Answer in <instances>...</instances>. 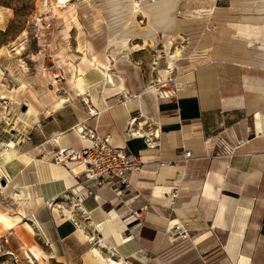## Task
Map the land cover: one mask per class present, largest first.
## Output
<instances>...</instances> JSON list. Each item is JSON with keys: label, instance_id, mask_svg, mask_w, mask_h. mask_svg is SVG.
Returning <instances> with one entry per match:
<instances>
[{"label": "crops", "instance_id": "0c3cea01", "mask_svg": "<svg viewBox=\"0 0 264 264\" xmlns=\"http://www.w3.org/2000/svg\"><path fill=\"white\" fill-rule=\"evenodd\" d=\"M222 60L225 83L216 62L191 64L174 78L184 87L172 98L144 90L133 67L114 63L108 82L89 85L86 99L81 95L89 111L79 109L71 125L61 127L58 116L48 115L27 129L19 153L32 161L10 162L18 163L16 175L32 172L22 180L25 201L61 257L93 264L87 261L91 242L101 240L106 254L127 264H264V67L247 58ZM81 124L111 135L141 162L122 195L106 184H83L47 161L60 147L84 145L75 131ZM130 129L150 134L155 147ZM16 144L5 145V158ZM65 195L74 200L72 211L53 203L41 213ZM180 223L189 238L178 234Z\"/></svg>", "mask_w": 264, "mask_h": 264}, {"label": "rangeland", "instance_id": "374dc122", "mask_svg": "<svg viewBox=\"0 0 264 264\" xmlns=\"http://www.w3.org/2000/svg\"><path fill=\"white\" fill-rule=\"evenodd\" d=\"M117 1L69 0L60 6L57 0H0V264H32L27 256L31 248L41 254L43 264H80L61 257L58 246L46 239L48 227L27 201L21 203L28 198L22 180H29L32 172L16 175L18 163L5 162L3 156L4 143H17L12 158L25 151L27 129L49 121L48 115L58 116L64 127L74 122L79 109L89 111L81 96L86 97L89 89L80 88L79 93L74 89L73 65L87 74L89 86L109 81L92 71V59L101 62L110 75L116 71L111 70L114 63L123 61L133 67V77L143 81L144 90L153 89L159 96L158 89H172L177 76L191 64L216 62L222 84L228 77L227 61L222 59L247 58L264 67V0H169L163 7L167 25L146 31L149 20L139 16L146 30L138 39L137 29L126 31L122 26L127 15L123 12V18L114 10ZM55 5L59 14L54 12ZM170 78L175 79L168 82ZM177 86L184 87L182 83ZM57 95L65 101L55 106ZM31 107L41 115L38 122L33 121ZM47 161L57 163L53 156ZM67 196L46 203L41 213L59 203L68 214L74 200ZM35 218L40 222L37 225ZM26 221L34 225L35 235ZM100 242H91L93 251L87 261L108 264L105 260L112 256ZM99 247L98 253L94 251Z\"/></svg>", "mask_w": 264, "mask_h": 264}, {"label": "built area", "instance_id": "2783aa9c", "mask_svg": "<svg viewBox=\"0 0 264 264\" xmlns=\"http://www.w3.org/2000/svg\"><path fill=\"white\" fill-rule=\"evenodd\" d=\"M170 81L174 79L170 78L168 82ZM158 90L161 91V97L172 98L179 90V86L175 82L172 89ZM75 131L84 145L80 149L71 146L60 147L54 154L56 162L68 168L74 177L81 178L83 184L97 186L106 184L116 189L117 195H122L125 189L131 188L130 174L139 169L141 164L136 156L129 155L127 148L114 145L111 135L98 134L95 128H88L81 124L76 126ZM129 132L135 136L139 131L132 132L130 129ZM144 138L147 141V147H155L150 134H146ZM190 158L191 151L186 150L184 159L187 161ZM87 193L88 190L83 195ZM176 230L182 238L190 237L189 230L183 223H180Z\"/></svg>", "mask_w": 264, "mask_h": 264}, {"label": "bare ground", "instance_id": "6f19581e", "mask_svg": "<svg viewBox=\"0 0 264 264\" xmlns=\"http://www.w3.org/2000/svg\"><path fill=\"white\" fill-rule=\"evenodd\" d=\"M68 1L67 0H57V4L60 5V6H63V5L65 6V4ZM168 3H169V0L168 1H163V2H159V1L154 0L153 3L152 2L151 3H146L143 0H125L124 2H122V0H119V1L115 2L114 10H116L119 15H122V17H123V12L126 13L127 17H125V22L122 24V26L124 27V29L126 31L129 30L130 27L137 29L134 35L136 36L135 39H138L137 36L142 35V34L144 35V30H146V29H142L141 28L140 22H139V16L149 20L148 22H149L150 27L146 31L157 30V27L159 25L161 26V25H164V24H166L168 22V18H167V15H166L167 11H166V9L163 8ZM54 12H55V14L56 13L57 14L60 13L59 10L57 9L56 5H55V8H54ZM0 15H1V12H0ZM89 47L91 48V45ZM141 49H143V48H141ZM178 51H179V49H178ZM92 60H93V65H94V67L92 68V71H95L96 74L101 75V77L104 80H110L112 75H110V73L107 70L102 68L103 67L102 63L97 61L96 59H92ZM73 67H74L75 71H73V73H72L71 80L73 82L74 89L79 93L80 88H87V89L89 88V86H88V80L89 79L87 77V74H84L83 72H81V70L77 66L73 65ZM34 96H35V94H34ZM55 97H56L55 104H54L55 106H58V105L64 103L65 100L63 98L59 97L58 95L55 96ZM84 98L86 99V97H84ZM30 110L34 114L35 121L37 122L39 120L38 110H36L33 107H31ZM145 134L146 133H143V132H141L139 130L138 137L136 138V140L144 139ZM16 152H17L16 147L9 146L8 149H7V158H5V160H6L5 162H10L13 159L12 158V154H15ZM17 156H18L19 159L25 161V163H29V162L32 161L31 156L28 155L27 153L18 154ZM55 164L57 166H61V167L66 168L65 166H63L61 164H58V163H55ZM66 169L69 171L68 168H66ZM65 197H68V196L65 195ZM21 203L24 204L25 203V199L21 200ZM24 224H25V226L28 228V230L32 234H34V235L36 234L34 225L31 222L26 221ZM35 224L37 225L36 220H35ZM101 247H102V245H101ZM31 249H32L31 252L27 251V256L29 257L31 263L32 264H36L37 261H40V263L43 264V258L41 257V254L38 253L33 248H31ZM99 250H100V247L96 249V252L98 253ZM105 261L108 264H125V262L123 260L115 259V258H111V257H108L107 260H105ZM99 263L100 264H105L102 260L99 261Z\"/></svg>", "mask_w": 264, "mask_h": 264}]
</instances>
